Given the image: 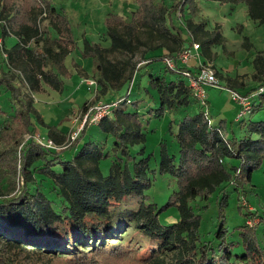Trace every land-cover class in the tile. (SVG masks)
<instances>
[{"label": "trees", "instance_id": "obj_1", "mask_svg": "<svg viewBox=\"0 0 264 264\" xmlns=\"http://www.w3.org/2000/svg\"><path fill=\"white\" fill-rule=\"evenodd\" d=\"M218 1L232 8L244 4L248 17L264 24V0ZM132 2L130 17L112 12L105 18L110 46L84 38L81 49L82 56L96 61L100 96L118 94L117 104L99 121L101 134L94 136L86 124L71 146L57 148L25 134L41 124L57 144L66 145L68 132L44 120L31 91L43 82L64 89L65 76L72 73L67 56L78 47L73 22L54 0H0L1 34L5 42L10 35L16 38L0 61V241L70 264H116L128 257L145 264H264V238L246 223L257 216L264 225V208L249 210L241 200L248 197L255 171L264 170V50L253 59L259 90L241 91L251 110L237 115V125L225 116L214 119L194 96L185 67H170L163 59L176 58L197 41L201 57L209 60L210 47L223 41L220 27L207 29L198 0ZM142 30L157 42L140 65L131 57L124 62L109 57L117 50L133 56L146 44ZM144 65L147 72L141 71ZM134 88L138 97L132 96ZM87 108L88 100L82 106ZM165 115H170L165 129L179 152L163 137L157 152L147 149L149 122ZM158 171L168 174L160 180L169 191L162 201L149 192L160 182ZM19 176L25 185L14 196ZM234 191L245 220L230 228L226 208ZM170 212L176 213L172 221ZM237 229L241 240L230 238ZM0 264L14 262L0 250Z\"/></svg>", "mask_w": 264, "mask_h": 264}, {"label": "rangeland", "instance_id": "obj_2", "mask_svg": "<svg viewBox=\"0 0 264 264\" xmlns=\"http://www.w3.org/2000/svg\"><path fill=\"white\" fill-rule=\"evenodd\" d=\"M54 3L60 8L73 5L66 10L73 22V34L78 42V47L75 48L66 59V63L70 67L72 73L71 75L65 76V85L62 91L56 90L51 85L43 82L41 88L31 91V94L34 96L36 108L43 115L44 120L48 124H52L68 132L65 142L66 145L59 146L62 148L71 146L79 135L78 134L72 139L71 136L74 131H77L81 127L79 133L82 132L86 124L91 125L89 132L94 133V136L99 135V132L101 134V131L98 132V124L95 123L92 125L89 117L86 118V113L96 111L94 107L105 105L107 102H112L119 97L118 94L113 92L100 96V86H98L97 83L92 86L84 80L87 78H94L97 81L96 61L94 57H84L81 55L84 38L100 42L103 46H110L111 42L106 34L105 18L112 12L130 17L136 4H134L132 0H54ZM198 4V13L200 14L199 16H201L200 20L201 18L206 19L207 29L214 30L220 27L223 34V41L218 44H213L209 49V56L207 57V59L213 62L220 86H205L207 101L204 107L211 113L210 115L214 119L225 116L228 120L232 119L236 122L238 119L237 115L241 111V106L239 102L233 98V91L229 86L236 87L240 92H246L250 89H253V92L259 90L257 86L260 85V79L254 76L255 66L253 59L259 51L264 50V24L250 19L244 4H238L234 6V8H232L231 4L227 2L220 3L218 0H198ZM183 19L184 17L181 16V21ZM142 31L140 35L144 37L146 44H140L139 49H137L133 56L126 51L117 50L110 52L109 57L112 60H121L122 62L131 57L140 65L145 55L151 53V51H149V46L155 45L157 42L155 41L153 43L150 39H147V36L144 34L145 30ZM185 33L188 32L185 31ZM2 36H0V39L5 42ZM15 40V36L10 35L5 42L6 46L10 47ZM164 41L166 40L164 39ZM44 42L45 41H41V43ZM167 42L169 46L176 48V52L179 51L180 47L176 41L169 39ZM187 42V44L190 43L189 40ZM164 49L166 48L164 47ZM202 56L203 59L206 58L204 55ZM2 57L4 56L0 54V61ZM74 61L76 65L73 64ZM196 61L197 59L195 58L193 63ZM153 65L162 67V64L158 62L153 63ZM148 67V65H144L141 71L147 72ZM185 68H188V66L186 65ZM16 82L21 85L23 90H26V84H23L18 77L16 78ZM127 83L128 80L126 79L124 87H126ZM131 85L132 82H130V85L124 88L120 94H125L128 87L131 88ZM255 87L257 88L254 89ZM132 96L138 97L136 88L133 89ZM87 100L88 108L82 109L84 102ZM106 113L107 112L104 111L102 117ZM246 115L247 114H244L243 116L246 117ZM169 118L170 115H165L160 119L153 118L149 122L148 128L150 129L152 127V130L149 132L148 136V150H155L157 152V143L160 139L166 138L171 146V150H173V152H179L177 151L179 147L178 143L172 139L170 132L165 129ZM34 120H36L35 116ZM234 124L237 125V122ZM37 127L35 132H28L25 134V137L29 134L36 136L40 133L41 135L43 134L44 140L47 141L49 137H51L47 134V126L38 124ZM0 147H4V145L1 144ZM135 148L137 149L138 147L135 146ZM105 163H109V161L103 163L107 171L108 168L105 166ZM157 164L156 166L158 169L159 166ZM156 176H158L157 182H159L160 180H164L168 174H161L158 171ZM170 182L173 183V180H170ZM49 185V181H46L43 190L47 191ZM164 185L165 182L160 181L158 184L154 183L149 190L150 194L152 193L156 200L162 201L168 194L169 191L164 189ZM168 188L171 190L173 185ZM247 189L249 190L248 197H243L241 199L242 203L246 205L249 210H262V208H264V170L259 169L255 171L253 184H248ZM236 195L237 192L234 191L226 208L228 218L226 223L230 228L234 225L233 223L238 224L245 218L237 209ZM133 196L136 200L141 199V195ZM195 201L203 203L202 198L199 197H197ZM212 210L213 208L210 207L207 213ZM170 213L171 215L167 217V220L172 221L175 219L174 216L176 213ZM246 223L250 228H257L260 237L262 239L264 238V225H261L260 217H249L246 219ZM239 231V229L232 230L230 238L241 240L242 238ZM127 232L132 234L134 230L130 228ZM0 250L5 257L11 258L14 264H70V261L59 259L51 253L36 251L26 247L9 246L3 241H0ZM167 259L173 261L172 256L167 257ZM116 264H145V262L140 258L128 257L117 261Z\"/></svg>", "mask_w": 264, "mask_h": 264}, {"label": "built area", "instance_id": "obj_3", "mask_svg": "<svg viewBox=\"0 0 264 264\" xmlns=\"http://www.w3.org/2000/svg\"><path fill=\"white\" fill-rule=\"evenodd\" d=\"M1 23H2V20L0 19V25ZM9 33L11 34L10 31ZM0 36H2L1 33H0ZM6 47L7 46L5 45L4 41L0 39V54L4 56V58L8 56ZM195 58L197 59V61L193 63V60ZM163 60L170 67H176L178 65L184 66V67H186V65L188 66V68H184V74L189 78V84L191 85L193 89V94L199 101L200 105H203V106L206 105V101H207V94L205 91L206 85L220 86V83L218 82L219 80L215 72L216 70L213 66V62L210 60H204L201 57L200 44L197 41H193L191 45L184 47L183 50L178 53V56L176 58H174L171 55H168ZM84 80L87 81L92 86L96 85L97 83V81L94 78H87ZM232 91H233V98L237 100L241 106V111L238 115L251 110L252 106H251V101L249 97L246 95H243L238 90L232 89ZM117 102L118 100H113L112 102H107L105 105H99V106L94 107L96 111H90L86 113V118L89 117L90 122L92 124H95V123L98 124L99 121L102 119L101 117L103 115V112L106 111L107 112L106 114H108L112 106L116 105ZM80 129L81 127L77 131H74V133L71 136L72 139H74L75 136L79 134ZM31 136L32 135L29 134L28 136H26V138H30ZM32 137H34L38 143H40L41 145L47 146V147L61 148L59 146H63V145L57 144L52 137H49V139L45 141L43 138V134L41 135L40 133Z\"/></svg>", "mask_w": 264, "mask_h": 264}, {"label": "water", "instance_id": "obj_4", "mask_svg": "<svg viewBox=\"0 0 264 264\" xmlns=\"http://www.w3.org/2000/svg\"><path fill=\"white\" fill-rule=\"evenodd\" d=\"M24 185H25V178H24V176H19V178L17 179L16 188L13 191L12 194L14 196H17L20 193V191L22 190V188L24 187Z\"/></svg>", "mask_w": 264, "mask_h": 264}, {"label": "crops", "instance_id": "obj_5", "mask_svg": "<svg viewBox=\"0 0 264 264\" xmlns=\"http://www.w3.org/2000/svg\"><path fill=\"white\" fill-rule=\"evenodd\" d=\"M56 4V3H55ZM76 4V3H75ZM57 5V4H56ZM70 6H73V5H69L68 7L64 8L65 10H68L70 8ZM70 13V12H69ZM210 102V100H209Z\"/></svg>", "mask_w": 264, "mask_h": 264}]
</instances>
